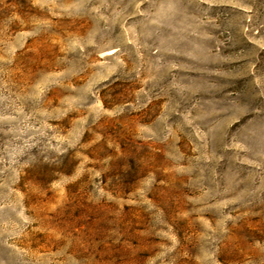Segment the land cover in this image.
Here are the masks:
<instances>
[{"label": "rangeland", "instance_id": "rangeland-1", "mask_svg": "<svg viewBox=\"0 0 264 264\" xmlns=\"http://www.w3.org/2000/svg\"><path fill=\"white\" fill-rule=\"evenodd\" d=\"M0 264H264V0H0Z\"/></svg>", "mask_w": 264, "mask_h": 264}]
</instances>
